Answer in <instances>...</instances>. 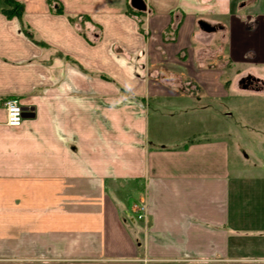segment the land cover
Returning <instances> with one entry per match:
<instances>
[{
	"label": "crops",
	"instance_id": "obj_1",
	"mask_svg": "<svg viewBox=\"0 0 264 264\" xmlns=\"http://www.w3.org/2000/svg\"><path fill=\"white\" fill-rule=\"evenodd\" d=\"M15 1L33 40L0 13V264H264V136L226 127L228 68L264 83L257 0Z\"/></svg>",
	"mask_w": 264,
	"mask_h": 264
},
{
	"label": "rangeland",
	"instance_id": "obj_2",
	"mask_svg": "<svg viewBox=\"0 0 264 264\" xmlns=\"http://www.w3.org/2000/svg\"><path fill=\"white\" fill-rule=\"evenodd\" d=\"M254 9L264 10V0H257V3L254 4ZM228 69L230 76L228 83L230 84L231 87L230 90L231 99H229V103L233 105L239 104L240 108L237 109H240L241 111L235 110L233 108L231 109L234 116L232 118V121L230 123H227L228 125L226 124V127H228L230 124L229 127L233 136L235 137L236 135L239 138H241V144L244 146V149H246L249 152L255 153L258 147L255 148L254 147L255 144L251 143L250 139H246V136L248 137V133H256L259 134L260 136H264V90H251L249 88L244 90L241 88L239 82L243 77H245L247 70L249 71V68H246V66L231 65V67H229ZM255 72L257 73V74L255 73L256 75H260L264 78V69L259 68L255 70ZM249 90H251L252 92H256L258 94L256 95L255 93H251V91ZM240 112L243 115H245L246 121L244 120L245 123L243 124L237 122L239 118L236 116V114H239ZM243 125L244 127H241ZM202 131H203V125L199 123H194V128L192 131L193 134L201 133ZM260 157L261 159L259 158L260 159L259 165L264 167L263 152L262 155H260ZM249 162H253L252 159H250Z\"/></svg>",
	"mask_w": 264,
	"mask_h": 264
},
{
	"label": "trees",
	"instance_id": "obj_3",
	"mask_svg": "<svg viewBox=\"0 0 264 264\" xmlns=\"http://www.w3.org/2000/svg\"><path fill=\"white\" fill-rule=\"evenodd\" d=\"M2 5L0 8V13L8 20L17 19L21 23V30L23 34L28 37L29 39H32V35L29 32V30L22 24V16L24 14L23 5L20 2H17L15 0H0ZM48 4H52L51 0H47ZM56 12L61 14V8H57ZM127 12L139 14V11H136L132 9L130 6H127ZM71 22H73L72 18H69ZM37 45L43 46L44 44L38 43L34 41ZM257 90H264V85H258L256 87Z\"/></svg>",
	"mask_w": 264,
	"mask_h": 264
},
{
	"label": "built area",
	"instance_id": "obj_4",
	"mask_svg": "<svg viewBox=\"0 0 264 264\" xmlns=\"http://www.w3.org/2000/svg\"><path fill=\"white\" fill-rule=\"evenodd\" d=\"M2 107L5 110L6 121L5 125L8 127H18L23 120V109L19 102L15 98H8L2 103ZM133 211L138 220H142L144 209L142 206L134 205Z\"/></svg>",
	"mask_w": 264,
	"mask_h": 264
},
{
	"label": "water",
	"instance_id": "obj_5",
	"mask_svg": "<svg viewBox=\"0 0 264 264\" xmlns=\"http://www.w3.org/2000/svg\"><path fill=\"white\" fill-rule=\"evenodd\" d=\"M130 6L132 9H134L136 11H139V12L145 11V5H144L142 0H131ZM198 25H199L200 29L206 33H211V32L215 31V28L212 26H209L208 24L199 22ZM250 80H252V82L254 81L253 79H250V78L241 79V81L239 82L241 85V88L244 90L247 89L248 86L251 84V82H247V81H250ZM29 115L30 114L28 113V111L23 109V117L25 118V117H28Z\"/></svg>",
	"mask_w": 264,
	"mask_h": 264
},
{
	"label": "flooded vegetation",
	"instance_id": "obj_6",
	"mask_svg": "<svg viewBox=\"0 0 264 264\" xmlns=\"http://www.w3.org/2000/svg\"><path fill=\"white\" fill-rule=\"evenodd\" d=\"M243 78H250V79H253V80H254L253 82H252V80L247 81V82H251V84L248 86V88L251 89V90H257L256 87H257L258 85H264V83H262V82L256 80V79L253 78L252 76L247 75V76H245V77H243ZM243 78H242V79H243Z\"/></svg>",
	"mask_w": 264,
	"mask_h": 264
}]
</instances>
